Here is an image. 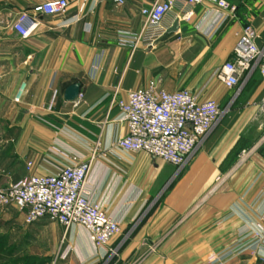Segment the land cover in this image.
Here are the masks:
<instances>
[{"label":"crops","instance_id":"crops-1","mask_svg":"<svg viewBox=\"0 0 264 264\" xmlns=\"http://www.w3.org/2000/svg\"><path fill=\"white\" fill-rule=\"evenodd\" d=\"M49 1L0 0V190L33 175L57 174L68 162L53 152L56 145L81 162L99 143L87 189L120 223L111 245L123 234L128 240L114 248L121 250L119 262L133 256L140 257L137 264H261L247 250L221 262L216 257L248 245L264 212V137H254L264 127L256 119L264 85L259 73L251 94L259 104H238L242 87L228 89L215 72L232 58L244 26L256 29L257 45L264 47V0H226L235 11L225 22H217L210 0L198 6L179 1L165 19V38L154 49L136 51L119 40L141 30L142 9L151 0H126L122 7L113 0H70L64 15L33 12ZM24 12L40 22L27 40L14 29ZM151 81L229 110L182 169L114 147L128 126L120 108L111 107L113 92L118 88L125 101ZM75 84L81 95L69 103L64 95ZM59 127L65 132L51 130ZM60 227L47 218L29 225L16 206L0 209V262L19 257L18 264H27L23 257H31L36 264H110L85 231Z\"/></svg>","mask_w":264,"mask_h":264},{"label":"built area","instance_id":"built-area-1","mask_svg":"<svg viewBox=\"0 0 264 264\" xmlns=\"http://www.w3.org/2000/svg\"><path fill=\"white\" fill-rule=\"evenodd\" d=\"M179 1H184L188 6H198L204 2L151 0L150 5L142 9L141 30L135 34L121 35L119 46H130L132 51L156 48L168 32L165 19ZM210 1L217 7V22H225L227 14L235 11L226 0ZM113 2L117 7H122L126 0ZM69 8L70 0H52L35 6L33 12L36 15L55 16L66 14ZM84 9L85 3H82L80 11ZM39 27L38 18L25 12L14 23L15 31L23 40L32 37ZM258 38V32L252 25L244 26L232 58L215 72L218 81L228 89L243 87L256 70L264 85V47L257 45ZM24 90L25 86L20 89L16 102H20ZM118 93L119 89L116 88L111 107L120 108L128 126V134L114 147L127 153H146L178 169L186 166L222 116L215 101L202 102L188 90L167 92L156 81H151L144 89L130 92L125 101L118 98ZM56 97L57 92L54 93L51 106ZM260 111L264 121V96ZM99 146L98 143L94 147L90 159L78 162L73 153L56 145L53 152L68 163L55 175H33L0 190V209L16 206L25 213L29 225L48 218L61 225L65 233L76 228L82 229L97 250L109 248L121 232L120 223L109 215L101 201L89 195L87 189L88 177ZM250 233L251 230H248ZM250 237L248 245L241 242L216 259L221 262L238 250H247L258 254L261 264H264V252L261 253L264 245V212L254 223Z\"/></svg>","mask_w":264,"mask_h":264},{"label":"rangeland","instance_id":"rangeland-1","mask_svg":"<svg viewBox=\"0 0 264 264\" xmlns=\"http://www.w3.org/2000/svg\"><path fill=\"white\" fill-rule=\"evenodd\" d=\"M228 2V1H227ZM230 3V2H229ZM231 4V3H230ZM232 5V4H231ZM258 75H259V71L256 70L254 71L253 75L252 76H255V79H254V82H252L250 85H249V81L247 83L244 84V86L242 87V89L240 90V92L237 94V103H250V104H256L258 105L259 103L256 101V94L255 95H251L252 94V89L255 85H257L259 79H258ZM254 94V93H253ZM251 96V99L250 101H247L249 100ZM222 111V116L220 118V120L222 119H226V118H229V110L228 109H221ZM257 120H259V122H261L262 125H264V121H263V118L262 116H257L256 118ZM51 130H54L56 132H65L62 127H59L57 129H51ZM81 130V129H80ZM254 137H258V138H262L264 137V127H263V130L260 132V133H257V134H254ZM264 147V146H263ZM262 147V148H263ZM100 149L98 150V153H99ZM133 155H137V154H133ZM103 156V155H102ZM48 219V218H47ZM61 226V225H60ZM59 226V224L55 223V227H59L61 229V227ZM62 230V229H61ZM124 236V234H123ZM123 236H121L118 240H115L111 245V249L107 248V249H104L102 251H104L105 255L108 256V258L110 259V264H123L122 262H119L121 261V258H120V251L121 250H116L114 249L115 247H117L118 244H120L121 246L119 248L122 249V247H125V245L127 244L128 240L125 239ZM62 254L66 252L67 250V246H65L64 248H62ZM61 254V255H62ZM140 257H130L128 262L126 264H137V260L139 259ZM142 259H144V257H141ZM20 259L19 257H7L6 261H3V262H0V264H18L20 262ZM23 259H25L26 261H28L27 264H36V258H31V257H23ZM22 260V259H21ZM136 262V263H134ZM64 263V262H63ZM62 263V264H63Z\"/></svg>","mask_w":264,"mask_h":264},{"label":"water","instance_id":"water-1","mask_svg":"<svg viewBox=\"0 0 264 264\" xmlns=\"http://www.w3.org/2000/svg\"><path fill=\"white\" fill-rule=\"evenodd\" d=\"M177 29H178V25L176 24L172 31L174 32ZM80 95H81V86L79 84H75L66 90L64 98L67 102L73 103L79 99Z\"/></svg>","mask_w":264,"mask_h":264},{"label":"trees","instance_id":"trees-1","mask_svg":"<svg viewBox=\"0 0 264 264\" xmlns=\"http://www.w3.org/2000/svg\"><path fill=\"white\" fill-rule=\"evenodd\" d=\"M13 264V263H12Z\"/></svg>","mask_w":264,"mask_h":264}]
</instances>
